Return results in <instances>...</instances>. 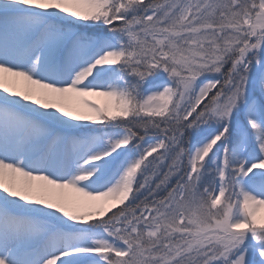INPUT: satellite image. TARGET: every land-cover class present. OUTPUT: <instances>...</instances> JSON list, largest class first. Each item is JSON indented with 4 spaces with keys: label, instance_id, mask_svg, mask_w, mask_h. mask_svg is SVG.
Instances as JSON below:
<instances>
[{
    "label": "snow or ice",
    "instance_id": "snow-or-ice-1",
    "mask_svg": "<svg viewBox=\"0 0 264 264\" xmlns=\"http://www.w3.org/2000/svg\"><path fill=\"white\" fill-rule=\"evenodd\" d=\"M0 264H264V0H0Z\"/></svg>",
    "mask_w": 264,
    "mask_h": 264
}]
</instances>
